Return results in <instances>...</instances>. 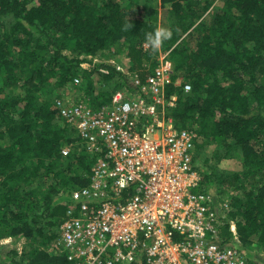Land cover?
Instances as JSON below:
<instances>
[{
  "label": "trees",
  "instance_id": "obj_1",
  "mask_svg": "<svg viewBox=\"0 0 264 264\" xmlns=\"http://www.w3.org/2000/svg\"><path fill=\"white\" fill-rule=\"evenodd\" d=\"M159 1L161 14L153 0H0V241L11 239L0 264H70L55 246L58 228L97 156L59 118L58 102L72 87L93 106L108 102L120 87L96 92L95 74L130 86L108 60L122 49L130 70L152 72L159 50L145 49L143 30L160 15L173 30L161 47L174 65L169 115L194 131L199 188L231 194L226 240L234 220L236 246L262 264L251 250L264 253V0ZM226 159L235 168H222Z\"/></svg>",
  "mask_w": 264,
  "mask_h": 264
},
{
  "label": "built area",
  "instance_id": "obj_2",
  "mask_svg": "<svg viewBox=\"0 0 264 264\" xmlns=\"http://www.w3.org/2000/svg\"><path fill=\"white\" fill-rule=\"evenodd\" d=\"M155 58L145 75L147 64L132 71L112 61L130 86L106 103L93 106L81 93L58 102L59 118L97 162L89 183L72 190L55 246L70 264H248L234 220L235 244L223 235L231 194L199 188L194 131L179 130L169 115L177 101L167 92L169 50Z\"/></svg>",
  "mask_w": 264,
  "mask_h": 264
},
{
  "label": "rangeland",
  "instance_id": "obj_3",
  "mask_svg": "<svg viewBox=\"0 0 264 264\" xmlns=\"http://www.w3.org/2000/svg\"><path fill=\"white\" fill-rule=\"evenodd\" d=\"M153 4L155 5V7L156 8H158V11H159V14H161V12H162V9H161V4H160V1L159 0H153ZM163 14V13H162ZM164 17H162V15H160V18L158 19L159 20V24H163L164 25ZM109 61H113V62H117V63H120L121 65H123L124 67H126L127 65H130L129 64V59L127 58V56L125 55V50L124 49H122L121 51H120V54L118 55V57L116 58V57H113V58H110V59H108ZM94 77H95V87H96V92L98 91V90H100V88H102V87H106V86H108V87H111V86H116V88H118V87H120V88H118V89H121V90H127V89H129L128 88V86L127 85H123L122 83H119V84H116L117 82H120V81H117V80H110V82L107 84V83H102V78L99 76V75H97V74H95L94 75ZM122 82V81H121ZM177 82H181V79H179V80H177ZM70 92V93H69ZM69 92H67V93H65V94H67L70 98H72V97H75L76 95H79L80 93L83 95V96H85V98H87L88 100H89V97L91 98V95L90 94H88V93H86V91L85 92H83V90L81 89V90H79V89H77V88H75V87H72L71 88V90L69 91ZM69 93V94H68ZM63 97V96H62ZM234 159H226V160H223L221 163H220V166L222 167V168H235V163H234ZM215 190V189H214ZM11 241V239H3L2 241H0V245L1 244H4V243H8V242H10ZM24 244V239H21L18 243H17V245H18V247H21L22 248V245ZM251 252H253L261 261H262V264H264V253H262V252H260V253H257V252H255L254 250H251ZM257 258V259H258Z\"/></svg>",
  "mask_w": 264,
  "mask_h": 264
},
{
  "label": "clouds",
  "instance_id": "obj_4",
  "mask_svg": "<svg viewBox=\"0 0 264 264\" xmlns=\"http://www.w3.org/2000/svg\"><path fill=\"white\" fill-rule=\"evenodd\" d=\"M128 25H125L127 30ZM173 36V30L169 26L163 24H155L150 26L149 29L143 30L144 45L150 48L153 52L158 51L166 41L170 40ZM190 88L186 86V90Z\"/></svg>",
  "mask_w": 264,
  "mask_h": 264
}]
</instances>
